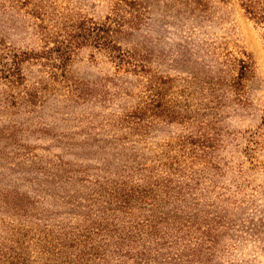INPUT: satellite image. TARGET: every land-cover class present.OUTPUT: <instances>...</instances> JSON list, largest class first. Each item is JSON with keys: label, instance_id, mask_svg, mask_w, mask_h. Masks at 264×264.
Returning a JSON list of instances; mask_svg holds the SVG:
<instances>
[{"label": "rangeland", "instance_id": "rangeland-1", "mask_svg": "<svg viewBox=\"0 0 264 264\" xmlns=\"http://www.w3.org/2000/svg\"><path fill=\"white\" fill-rule=\"evenodd\" d=\"M243 1L0 0V264H63L54 237L123 182L131 218L176 234L145 264H264V27ZM118 216L76 235L73 258L105 252L76 264H133Z\"/></svg>", "mask_w": 264, "mask_h": 264}, {"label": "trees", "instance_id": "trees-1", "mask_svg": "<svg viewBox=\"0 0 264 264\" xmlns=\"http://www.w3.org/2000/svg\"><path fill=\"white\" fill-rule=\"evenodd\" d=\"M242 5L245 8V11L250 15V17L253 20H255V22H258L259 24H261L262 27H264V0H244L242 2ZM124 56L125 55L120 54L117 57H119L121 60H124L125 59V58H123ZM54 176H55V174H54ZM103 190L106 191V189L104 187H103ZM141 193H142V191L135 188V187L130 186L127 188L126 183L123 182L122 185L120 187H118L117 189H115L113 192L110 191V194H109L110 198L108 200H107V198H103V199H106L105 201H106V204H108V205L103 206V208L98 212L99 214L97 215V217L89 218V224L86 226V228L84 230H82L80 233L78 231L77 232H72V231L70 232V231H64L63 230L62 233L64 234V236H55L54 239L56 240V242L61 244L60 252H62L61 256L64 257V260H62V263L63 264H76L75 259L78 258V255H81V256L85 255V257L86 256H94L95 258L96 257L104 258L105 252H103L102 250L101 251L94 250L93 252H89V253H83L82 251H80L73 258L71 256L72 252H73V248H76L75 243H76V241H78L80 239V238H77L76 235H78V234L79 235H85L86 234V237H90L87 234H99V233L105 232L104 230H108L110 228V226L112 227V229L107 231L106 234H108L111 231H112V233H115V234L123 231L124 226L122 228L117 226V222L120 221L119 220L120 216H118L120 212L123 213V215H124L123 218H124V220L127 219L126 220L127 222H129V220H132V221L137 222V223L131 224V225L129 223V226H126V232L123 234V237L120 235L119 240L116 239V242L114 243L113 247L119 248L122 245L124 247L131 246V249H132L131 244H129V243L122 244L121 238H124L123 240H125V239H128L129 237H131V233L127 232V231L129 229L130 230H133V229L138 230V225L140 228V232H139V234H136V235H138L136 238V241L141 242L139 244V248L135 254H133V255L124 254V257L121 258V261L125 262V258H128V259H132L133 264H145V263H149V261L152 260L154 254H159V256H162L163 254L160 253V251L157 247L167 246V249H168L170 247V245L172 244L173 238L175 237L176 234L173 235V234H171L172 232H170V234L167 235V234L161 233V232H158L157 234H155V232H152L151 229L154 226L153 221L156 220L155 218L152 217V216H155L153 213H151L147 217L139 218L138 221L135 218H131L134 216L139 217L138 214L135 213V210L138 209L137 204L141 203L143 200L142 196H140ZM97 194H98L97 198L103 197L102 196L103 193L97 192ZM13 207H16V206L13 205ZM108 218H110V221H108ZM161 219H163V221L166 220L165 217H162L158 220H161ZM178 221H180V220H175V219L171 218L170 222H175V226H177ZM159 222H162V220ZM178 223H180V222H178ZM181 225H184V224H182V222H181ZM144 228H145L144 231L147 234L157 235V237L155 238L156 243L153 246L154 247L153 250H152V248H150L149 245L148 246L145 245V240L141 236L142 229H144ZM166 238H171L167 244L165 243ZM160 240H165V241L160 242ZM105 245L107 246L108 244H105ZM104 249H106V248H104ZM194 250L195 249L192 250L191 256H193ZM126 253H128V250L126 251ZM187 260L188 259L185 258L184 262ZM172 262H170V263H172ZM156 264H162V263L157 261Z\"/></svg>", "mask_w": 264, "mask_h": 264}]
</instances>
